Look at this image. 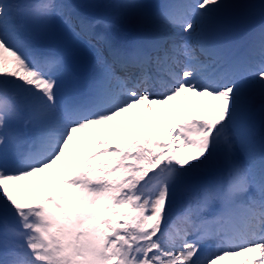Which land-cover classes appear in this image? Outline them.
<instances>
[{
    "label": "snow or ice",
    "instance_id": "1",
    "mask_svg": "<svg viewBox=\"0 0 264 264\" xmlns=\"http://www.w3.org/2000/svg\"><path fill=\"white\" fill-rule=\"evenodd\" d=\"M104 7L111 21L0 0V264H264V28L242 54L232 39L237 10L264 0ZM121 18L132 39L96 31ZM181 97L203 113L164 135L106 134Z\"/></svg>",
    "mask_w": 264,
    "mask_h": 264
},
{
    "label": "bare ground",
    "instance_id": "2",
    "mask_svg": "<svg viewBox=\"0 0 264 264\" xmlns=\"http://www.w3.org/2000/svg\"><path fill=\"white\" fill-rule=\"evenodd\" d=\"M92 0H66L67 3L75 6V12L79 14L81 17L87 20H95L93 16L89 17L86 9L87 6L90 7V2ZM238 2L245 1L246 4L257 5L260 4V0H236ZM114 2V0H94L95 5L98 6L102 11V15L97 18L100 20L111 21L115 16V13L112 9L104 7L105 5ZM145 3L157 4L160 3L161 0H144ZM253 11L259 12L260 15L264 16V11L260 9V7L249 8ZM261 28H264V25L256 28L253 32H258ZM96 31L100 33H104L115 43H121L125 40L132 39L136 35V27L134 24L126 19L121 18L118 21V27L116 29L105 27L104 23L98 24L96 26ZM247 36V35H246ZM245 37H241L237 32H232V39L235 41V54H242L245 49L244 40ZM94 50L85 42L84 45V55L91 57L92 52ZM201 102L199 98H177L174 101L169 102L166 105H151L152 111L149 112L148 109L144 105H140L138 107H134L131 111L124 113L122 116L116 118V120L110 122L109 125L105 126L106 134L112 139L113 144L117 142H126L128 139H131L134 136L141 135L145 132H153L164 135L167 133L169 127V119H174L179 116L181 113H191V114H202L204 109L200 106ZM160 123L164 124L163 131H156L154 126L156 114H161ZM134 120V123H129V120ZM257 130H259V118L257 117ZM125 130L128 132L125 134ZM178 143V142H177ZM92 146H88L85 149H80L79 154L84 155L87 152L95 151ZM55 171V170H54ZM56 175V174H55ZM21 184H27L28 181H21ZM180 204L178 203L176 208L173 210L172 218L175 219L176 213L179 211ZM225 264H232L231 260L225 261Z\"/></svg>",
    "mask_w": 264,
    "mask_h": 264
},
{
    "label": "rangeland",
    "instance_id": "3",
    "mask_svg": "<svg viewBox=\"0 0 264 264\" xmlns=\"http://www.w3.org/2000/svg\"><path fill=\"white\" fill-rule=\"evenodd\" d=\"M237 3H241V4H246L245 1H236ZM259 3H261V0L259 1ZM259 5V4H258ZM86 11L88 12V16H92L93 13L95 14V16L93 17H100L102 15V11L101 9L98 8L97 5H95L94 3V0H92L90 2V7L87 6V9ZM240 11H244L245 12V18H252L253 19V22H256L257 20L255 19H259V18H263L264 19V16L260 15L259 12L257 13L256 11H253L249 8H241V9H238L237 12H236V17H235V20H234V29H233V32H238L240 34L241 37H244L246 34H248L249 32H246L245 30L241 29L238 27V15L240 13ZM248 20H251V19H248ZM252 22V23H253ZM161 117V114H157L156 115V118H160ZM129 123L133 124L134 123V120L130 119L129 120ZM125 134H127L128 132L125 130L124 132ZM55 171L53 170V175H55Z\"/></svg>",
    "mask_w": 264,
    "mask_h": 264
}]
</instances>
